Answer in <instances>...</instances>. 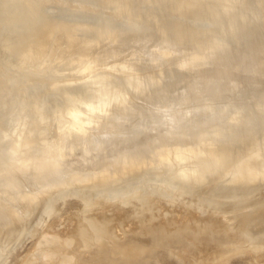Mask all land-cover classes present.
<instances>
[{
	"label": "bare ground",
	"instance_id": "bare-ground-1",
	"mask_svg": "<svg viewBox=\"0 0 264 264\" xmlns=\"http://www.w3.org/2000/svg\"><path fill=\"white\" fill-rule=\"evenodd\" d=\"M178 1L8 0L0 11L9 24L0 44L10 50L0 58V264L20 239L19 222L40 206L51 214L49 200L66 196L77 200L69 233L42 230L28 264H171L187 255L216 264L223 245L264 250V128H255L264 92L201 103L190 115L180 106L192 82L215 81L220 68L264 46V0ZM29 53L39 62L27 69L20 58ZM49 59L59 74L98 69L82 68L83 81L73 70L78 82L63 72V82ZM65 107L78 114L63 127ZM126 221L138 226L123 240L117 227Z\"/></svg>",
	"mask_w": 264,
	"mask_h": 264
},
{
	"label": "rangeland",
	"instance_id": "rangeland-1",
	"mask_svg": "<svg viewBox=\"0 0 264 264\" xmlns=\"http://www.w3.org/2000/svg\"><path fill=\"white\" fill-rule=\"evenodd\" d=\"M7 1L8 0H0V11H5V10H7L8 9V5H9V3H7ZM178 1V0H177ZM181 2H182V0H180ZM180 1H178V3L180 2ZM50 2V1H49ZM46 4V3H45ZM50 3H48V7L46 6L45 7V5L42 3V4H40L39 6H42V7H44L45 9L47 8V10H46V14L48 13V11H50V15L49 16H51L52 14L54 15V17H57V16H60V17H62V14L60 13H54L53 11V13L51 12V9H52V6L51 5H49ZM47 5V4H46ZM38 6V7H39ZM41 7V8H42ZM40 8V10L42 11V9ZM43 8V9H44ZM39 9V8H38ZM44 9V10H45ZM43 12V11H42ZM52 17V16H51ZM7 22L6 21V19H4V18H0V28H1V30H2V28L4 29V27H6V26H9V24L8 25H6L5 26V23ZM74 22V21H73ZM76 23V22H75ZM7 28V27H6ZM138 35H140V32L138 31ZM262 39H264V36H262ZM261 39V40H262ZM141 42L140 41H138L135 45L138 47V45L140 44ZM1 46H0V58H7L6 57V53H9L10 52V50L8 49V52H6L4 49H6V47L5 48H3L2 46H4V44H0ZM249 47V46H248ZM257 49L255 50V51H251V49H247V51H245V52H243L244 54H246V55H244L243 57H240V58H238V59H236V60H232V61H230L226 66H224V67H222V68H220V70L218 71V75L215 77L216 79H215V81H211V82H209V81H205L204 79L202 80V79H200L199 81L198 80H196L195 82H192L191 84H192V87L190 88V89H188L189 91H191V96L192 97H190V98H188V100L185 102V103H183V104H181L180 106H181V108L183 109H187L188 111H189V115L192 113V110H194L195 108H197V107H200L201 108V103H202V106L205 104V103H207V104H214V102H215V105H222V102L223 101H225V100H228L229 102H231L232 103V99L233 100H235V99H238V100H240V102L241 101H243V100H245L248 96H254V94L256 95V94H258V93H262V92H264V69L262 68V69H258L257 68V66H259V65H261V63H263L264 62V46H261V47H256ZM255 52V53H254ZM249 54V55H248ZM260 54V55H259ZM11 55H12V53H11ZM263 55V56H262ZM249 56V57H248ZM135 57V55H133V54H130V55H126V57L125 58H123L124 60H131V59H133ZM246 57V58H245ZM17 57H13V58H10V60H8L9 62H12L13 60H15ZM261 58H262V60H261ZM4 59V60H5ZM9 59V58H8ZM21 60H22V65L21 66H23L24 65V67H26L27 69L29 68H34L35 66H37L36 65V63L37 62H39V59H37V56L34 54V53H29V54H25V56H22L21 58H20ZM116 59H118V58H116ZM251 59H252V61H251ZM258 59H260V60H258ZM246 60V61H245ZM247 60H248V62H247ZM50 61H52V59H49V66L51 67V65L53 66L54 65V67L53 68H56V65H55V63H53L54 61H52L51 63H50ZM107 61H112V59H109V60H107ZM243 61V62H242ZM261 63H260V62ZM27 62V63H26ZM252 62V63H251ZM142 63H144V62H142ZM141 63V64H142ZM243 63H244V65H243ZM248 63V64H247ZM256 63V64H255ZM254 64V65H253ZM259 64V65H258ZM32 65H34V67L32 66ZM239 65V66H238ZM248 67L249 65V67L247 68L246 66ZM48 66V67H49ZM85 66V65H84ZM228 66H229V68H228ZM253 66H254V68H253ZM40 67L41 68H43V70L44 69H46L47 70V68H44V67H42L41 66V64H40ZM37 68L38 70L39 69H41V68ZM50 67H49V69H48V73H49V70H50ZM87 67V66H86ZM85 67V68H86ZM91 66H89L88 67V70H86L84 67H82V65H80V68H79V66L77 67L76 66V68H74V69H72L70 72H69V70H66V71H64V70H61V71H63L64 73L65 72H68V74L70 73H74V72H72L73 70L75 71V75H76V73L80 70L81 72H79V73H77V77H79L80 78V80H82V79H84V80H86V77H84V76H89L88 78H90V74L89 75H84L83 76V74H84V72H89L90 71V69L92 70V68L93 69H95V67H93L92 66V68H90ZM107 67V66H106ZM109 67V66H108ZM226 67V68H225ZM238 67V68H237ZM58 68V67H57ZM79 68V69H78ZM85 69L84 70V72H83V69ZM103 70H104V66L103 67H101ZM234 68V69H233ZM244 68V69H243ZM82 69V70H81ZM97 69L98 68H96L95 70H93L92 72H96L97 71ZM108 69V68H107ZM107 69L105 70V71H107ZM111 69H113V67H111ZM110 68L108 69L109 71L111 70ZM248 69V70H247ZM250 69V70H249ZM42 70V69H41ZM41 70L39 71V72H41ZM51 70L52 71H54V74L55 73H57V71L55 72V70H53L52 69V67H51ZM58 70V69H57ZM116 70L117 71H115V73L116 72H118V68H116ZM234 70V71H233ZM261 70V71H260ZM114 71V69L112 70V72ZM119 71H120V69H119ZM122 71V70H121ZM120 71V72H121ZM248 71V72H247ZM258 71V72H257ZM43 72H45V71H43ZM47 72V71H46ZM63 72H61V74H59L60 73V71L57 73V74H59V75H64L63 74ZM87 72V73H88ZM24 73H26V74H28L27 76L28 77H31L33 80H38L37 78H40V76L41 77H43L42 75H40L39 73H27V72H24ZM47 73V74H48ZM81 73H83L82 74V79H81ZM87 73H85V74H87ZM89 73H91V72H89ZM31 74V75H30ZM37 75V76H34V75ZM52 75V77H55V78H59V76H57L56 77V75ZM66 74V73H65ZM68 74H66V77L67 78H69V76H71L70 77V79H73L74 77H75V75L73 74H69V76H68ZM80 76H79V75ZM92 74V73H91ZM33 75V76H32ZM51 75L49 74V76H47V77H51ZM262 75V76H261ZM7 76H8V74H7ZM62 76H60V79H61V77ZM35 77H37V78H35ZM51 77V78H52ZM64 78H62V80H63V82L65 81L66 82V77L65 76H63ZM76 77V78H77ZM91 77H92V75H91ZM250 77L252 78V79H250ZM57 78V79H58ZM76 78H75V80L73 81V82H78V80H76ZM79 78H77V79H79ZM106 78V77H105ZM62 80H60V81H62ZM79 80V81H80ZM70 81V80H69ZM83 81V80H82ZM202 81V82H201ZM205 81V82H204ZM226 81V82H225ZM67 82H68V80H67ZM204 82V83H203ZM212 82H214V86L213 87H211V88H205V86L206 85H204V84H210V83H212ZM231 82V83H230ZM236 82H238V83H236ZM236 83V84H235ZM254 83V84H253ZM236 85V86H235ZM225 86H228L227 88L225 87ZM39 87H42V85L40 84L39 85ZM183 87H185L184 85L183 86H179L178 88L180 89H177V93H182V92H184V89H183ZM231 87V88H230ZM237 87V88H236ZM49 88H50V86H49ZM205 88V89H204ZM261 88V89H260ZM47 89H48V87H47ZM52 89H54V88H52ZM210 89H212V90H210ZM250 89V90H249ZM257 89V90H256ZM50 90V92L52 91L51 90V88L50 89H48V90H45V91H49ZM256 90V91H255ZM232 92V93H231ZM41 93L43 94L44 93V91L42 92L41 91ZM41 93H40V95H41ZM215 93V94H214ZM247 94V95H246ZM4 97V96H3ZM4 98H6V96L4 97ZM4 98H2V100H1V102L3 103V108H5V107H9L8 105H10V107H11V100H9L8 98H7V100L6 99H4ZM217 98V99H216ZM225 98H229V99H225ZM232 98V99H231ZM5 100V102H4V100ZM216 99V100H215ZM224 99V100H223ZM9 100V103L7 102L6 103V101H8ZM206 101H208V102H206ZM211 102V103H210ZM237 102H239V101H237ZM1 103V104H2ZM199 103V104H198ZM204 103V104H203ZM8 104V105H7ZM29 104V103H28ZM192 105V106H191ZM231 105V104H230ZM66 107H67V105H65ZM185 106V107H184ZM191 106V107H190ZM195 106H197V107H195ZM64 107V106H63ZM63 108L62 109V112L64 111V113H67V116H65V114H63L62 112V114H61V117L64 115L65 116V118L66 119H64V120H62L63 121V127H65L64 126V123L66 122V124L69 122V121H71V118H72V116L71 115H73V114H75L77 111H76V108H77V110H78V112L80 113V111H79V109H78V106L75 108V110L74 109H72L73 110V112L71 113V114H69V116L70 117H68V112H67V110L69 111V110H71V109H69V108ZM80 108V107H79ZM194 108V109H193ZM202 108H206V106H203ZM25 110V109H24ZM80 110H81V108H80ZM11 111H13L12 109H11ZM11 111H10V113H11ZM31 111V110H30ZM74 111H76V112H74ZM14 112V111H13ZM16 112V111H15ZM49 112V116H47L46 118L47 119H53V118H51L52 117V114L51 113H53V115L54 114H56V113H54V112H52V111H47V113ZM51 112V113H50ZM78 112H77V114H78ZM69 113H70V111H69ZM81 113L83 114L84 112H82V110H81ZM17 113H11V115L12 116H14V115H16ZM31 115H32V113H30ZM34 114V113H33ZM35 115V114H34ZM16 116H18V115H16ZM27 117V119H26V117ZM24 116V118L27 120V122H25V121H23L22 122V120L20 119L19 120V124L20 123H24L25 122V124H26V126L28 125V121L30 120L29 118H30V116L28 117V115H25ZM36 116H38V114H36ZM55 116V115H54ZM57 116V115H56ZM33 117V116H32ZM73 117H74V115H73ZM89 117V116H88ZM91 118H93V119H95L94 117H91ZM22 119H23V116H22ZM55 119V118H54ZM67 119H70V120H67ZM92 119V120H93ZM67 120V121H66ZM72 120H73V118H72ZM21 121V122H20ZM20 126H21V124H20ZM62 127V128H63ZM153 127H156L155 125L153 126ZM257 127H259V128H264V123H262L261 125H260V123L259 124H257L256 123V125H255V128H257ZM23 128V127H22ZM154 129V128H153ZM22 131L23 130H25V127H24V129H21ZM63 130V129H62ZM52 132V131H51ZM51 132H49L48 133V135L49 134H51ZM57 133V132H56ZM53 134V133H52ZM51 134V135H52ZM56 135V134H55ZM58 135V134H57ZM57 135H56V137H57ZM250 136H254V133H248V135H246V137H250ZM51 136H48V138L47 139H49ZM13 137H11V139H12ZM51 138H55V136L53 135ZM10 139V140H11ZM56 139V138H55ZM55 139H54V141H55ZM10 140H8L9 142H10ZM49 140H52V139H49ZM7 141V142H8ZM54 141H52V142H54ZM47 142H49L48 140H47ZM11 143V142H10ZM10 143L9 144H6V146L7 145H9L10 146ZM50 143H51V141H50ZM46 144H48V143H46ZM19 152L21 151V155H22V149H20V147H19V150H18ZM17 151V152H18ZM16 152V154L18 155V153ZM20 155V156H21ZM19 156V155H18ZM17 156V157H18ZM95 170H98V168H96ZM74 185V184H73ZM97 200V198H94L92 201H96ZM107 201H110V200H108L107 199ZM76 202H77V200H75V198H73V197H69V196H66V197H64V198H55V199H52V200H49V203H51L50 204V207L53 205V204H55V210L51 213V214H48V213H40V210H41V206L40 207H38L35 211H34V213L32 214V216L30 217V218H27V219H25L24 221L23 220H21L22 222L20 223L19 222V229L17 228V229H15V231H13V232H16L17 230V233L19 232V234H18V236L20 237V239H19V241L17 240L18 238V236L15 238L14 237V235H13V237L16 239V241L15 242H17L16 244V246H14V242L12 243L11 242V240L10 241H8V239H9V237H7L6 238V244L8 243L9 245H10V243H11V246H12V244H13V246L14 247H12V251L11 252H9V254H7L6 255V257H5V259H3V261H1V264H28V259H30L29 258V254H30V252H31V250L34 248V246H36V244H37V241H38V239H39V235L41 236V234H40V232L42 231V230H45L48 226H49V229L52 231H54L55 233L57 232V234H59L60 236H65L66 234H67V231L72 227V225L74 224V222H75V219L73 218V215H72V209L75 207V206H77V204H76ZM122 206V205H121ZM121 213H124L123 211H122V209H118ZM41 215V216H40ZM25 222H28L29 223V225H27L26 226V228L25 227H23L22 226V228H24V229H26V230H23L22 228H20L21 227V224L22 223H25ZM51 223H52V226H50L51 225ZM50 224V225H49ZM125 224H127V225H125ZM125 224L123 223V224H121L120 226L119 225H117V226H119V227H117V234L116 235H120L121 236V238H123L124 237V235H126V234H128L129 232H130V230L131 229H134L136 226H138V224L137 223H135V222H133V221H131V222H128V221H126L125 222ZM115 225V224H114ZM25 226V225H24ZM113 226V225H112ZM124 226V227H123ZM126 226V227H125ZM52 227V228H51ZM129 228H131L130 230H129ZM24 231L23 233H21V231L22 230ZM119 229V230H118ZM125 229V230H124ZM20 230V231H19ZM128 230H129V232H128ZM125 231H127V233H125ZM17 233L15 234V236L17 235ZM68 233H69V231H68ZM2 235H3V233H1ZM13 234V233H12ZM21 234V235H20ZM5 237H6V235H4ZM11 236V238L10 239H12V235H10ZM0 237L2 238V236L0 235ZM5 237L3 238L4 240H5ZM120 238V239H121ZM2 239V240H3ZM1 240V241H2ZM3 240V241H4ZM12 240H14V239H12ZM122 240V239H121ZM120 240V241H121ZM123 240H125L124 238H123ZM122 240V241H123ZM0 241V242H1ZM10 242V243H9ZM125 242V241H124ZM248 242V241H247ZM246 241H242L241 243H239V242H236V244L235 245H228V247H226V245H223L224 247H225V250H224V247L223 246H220V251L222 252V253H220L219 252V256H216V258H218V262L217 263H219V264H264V250L262 249V250H256L255 251V248L256 249H258V247H257V245L256 244H254L253 242H251V243H247ZM3 243V242H2ZM5 243V242H4ZM244 243H246V244H244ZM7 244V246H9ZM241 244V245H240ZM249 244H251V245H249ZM253 244H254V248H253ZM0 246H2L1 244H0ZM230 246V247H229ZM234 246V247H233ZM233 248V249H232ZM237 248V249H236ZM224 251H223V250ZM2 253V251H0V258H1V255L3 254H1ZM212 254H215V253H212ZM31 255V254H30ZM34 256V255H33ZM32 256V257H33ZM197 257H199V256H188L187 255V258L185 257V256H182V258H172V261H173V263H171V264H202L201 262H200V259L198 260V258ZM220 257H221V259H220ZM200 258V257H199ZM214 258V257H213ZM35 259H37V256H36V258ZM33 260H34V258H33ZM118 261L119 259H115L114 261ZM117 261L115 262V264H118L119 263V261H118V263H117ZM124 262V264L125 263H127V261L128 260H126V259H124L123 260ZM129 262V261H128ZM37 263H39V262H37ZM36 263V264H37ZM216 263V264H217Z\"/></svg>",
	"mask_w": 264,
	"mask_h": 264
}]
</instances>
